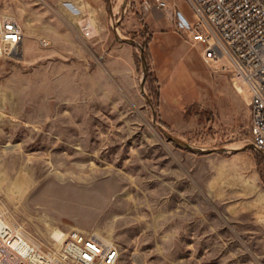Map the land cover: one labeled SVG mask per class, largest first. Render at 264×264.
I'll return each instance as SVG.
<instances>
[{"label":"rangeland","instance_id":"1","mask_svg":"<svg viewBox=\"0 0 264 264\" xmlns=\"http://www.w3.org/2000/svg\"><path fill=\"white\" fill-rule=\"evenodd\" d=\"M167 1L175 21L155 0H0L27 32L0 57V209L46 243L98 232L118 264H264L247 94L187 42L188 1Z\"/></svg>","mask_w":264,"mask_h":264},{"label":"built area","instance_id":"2","mask_svg":"<svg viewBox=\"0 0 264 264\" xmlns=\"http://www.w3.org/2000/svg\"><path fill=\"white\" fill-rule=\"evenodd\" d=\"M187 1L195 13V21L182 29L187 42L201 50L204 62L229 72L233 87L247 94L250 143L264 156V0ZM155 2L173 21L178 18L167 0ZM144 7L154 6L146 1ZM81 29L93 36L87 18ZM26 39L19 19L0 13V57L19 58ZM41 43L48 45L44 39ZM120 257V246L98 232L75 231L57 244L46 243L9 222L0 209V264H118Z\"/></svg>","mask_w":264,"mask_h":264},{"label":"water","instance_id":"3","mask_svg":"<svg viewBox=\"0 0 264 264\" xmlns=\"http://www.w3.org/2000/svg\"><path fill=\"white\" fill-rule=\"evenodd\" d=\"M133 42H134V40H132ZM142 59H143V62H144V64H145V72L147 73V65H146V59H145V54L143 53V49H142ZM160 127L162 128V129H164V127L163 126H161L160 125ZM171 138H173L175 141H177L178 143H180V144H182V145H184V146H186V147H188V148H190V149H193V150H195V151H198V152H200V151H203V149H200V148H194V147H192L191 145H189L188 143H186V142H184V141H182V140H180V139H178V138H175V137H173V136H171ZM226 148H220V149H218V150H220V151H224ZM214 150H210V152H213Z\"/></svg>","mask_w":264,"mask_h":264},{"label":"bare ground","instance_id":"4","mask_svg":"<svg viewBox=\"0 0 264 264\" xmlns=\"http://www.w3.org/2000/svg\"><path fill=\"white\" fill-rule=\"evenodd\" d=\"M90 25H91V27L93 28V24H92L91 21H90ZM55 237H57L60 241H62V240L64 239V237H63V233L60 232V231H57V233L55 234Z\"/></svg>","mask_w":264,"mask_h":264},{"label":"crops","instance_id":"5","mask_svg":"<svg viewBox=\"0 0 264 264\" xmlns=\"http://www.w3.org/2000/svg\"><path fill=\"white\" fill-rule=\"evenodd\" d=\"M115 12H116V11H115ZM113 13H114V12H113ZM114 15H116V13H114ZM149 19H150V18H149ZM186 25H187V24H183V23L181 22V27H180V28L183 29V28L186 27ZM165 39H166V41L168 40L167 37H165ZM199 51H200V54H201V50H199ZM201 58H202V55H201ZM202 60H203V59H202Z\"/></svg>","mask_w":264,"mask_h":264},{"label":"trees","instance_id":"6","mask_svg":"<svg viewBox=\"0 0 264 264\" xmlns=\"http://www.w3.org/2000/svg\"><path fill=\"white\" fill-rule=\"evenodd\" d=\"M146 47L143 48V50L145 51Z\"/></svg>","mask_w":264,"mask_h":264}]
</instances>
